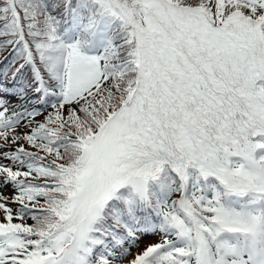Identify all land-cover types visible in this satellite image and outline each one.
I'll return each mask as SVG.
<instances>
[{"label": "snow or ice", "instance_id": "obj_1", "mask_svg": "<svg viewBox=\"0 0 264 264\" xmlns=\"http://www.w3.org/2000/svg\"><path fill=\"white\" fill-rule=\"evenodd\" d=\"M0 264H264V0H0Z\"/></svg>", "mask_w": 264, "mask_h": 264}]
</instances>
